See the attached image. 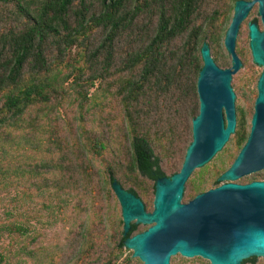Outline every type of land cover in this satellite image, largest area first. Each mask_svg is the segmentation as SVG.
<instances>
[{"label":"trees","instance_id":"trees-1","mask_svg":"<svg viewBox=\"0 0 264 264\" xmlns=\"http://www.w3.org/2000/svg\"><path fill=\"white\" fill-rule=\"evenodd\" d=\"M95 1L98 11L87 15L92 0H0V189L22 175L32 179L33 190L52 187L57 195L65 188L67 178L64 181L59 176L61 163L52 158L61 154L62 147L56 125L51 124L54 111L63 102H76L77 130L83 133L81 110L87 91L95 82L100 87L112 66L115 75L101 88V98L94 105L100 111L107 94L115 97L122 110L117 118L125 121L123 133L129 139V169L147 178L137 171L132 139H138L147 149V157L157 159L158 171L165 176L140 122L145 107H157L159 96L176 90L181 98L191 90L183 81L191 75L192 49L201 37V27L191 22L202 0ZM127 1L132 3L129 8ZM141 15L148 24L155 16L152 26L138 23ZM95 28L101 29L102 36L88 47L83 39ZM128 33L130 49L114 61L113 42ZM178 37H183L179 46L170 47ZM215 37L214 30L211 42ZM48 42L55 51L50 60L45 52ZM72 46L75 51L70 56ZM237 121L230 135L239 148L245 131ZM94 144L98 149L94 153L104 148L100 142ZM24 151L30 153L18 158ZM36 153L39 158L35 159ZM126 190L138 196L133 187ZM135 229L136 224H131L127 236ZM122 240L120 236L118 248ZM6 261L0 256V264Z\"/></svg>","mask_w":264,"mask_h":264},{"label":"rangeland","instance_id":"rangeland-1","mask_svg":"<svg viewBox=\"0 0 264 264\" xmlns=\"http://www.w3.org/2000/svg\"><path fill=\"white\" fill-rule=\"evenodd\" d=\"M131 4V1H127L126 7L129 8ZM232 4V0H202L191 22L194 27H201V37L192 49L194 61L191 75L183 81L184 87L191 85V90L181 98H177L176 90H170L168 96L156 99V108L145 107L142 114L141 129H147L149 144L165 176L179 169L186 145L191 139L190 120L198 106L195 73L201 65V43L208 45L210 55L219 67L230 64L222 39L232 15ZM97 11V2L92 0L87 15ZM253 16L250 14L241 21L235 36L234 51L244 62V67L231 76L233 90L237 89V80L242 72L256 73L259 70L252 63L248 49L246 23ZM154 21L155 16L150 18L148 24L141 15L138 23L152 26ZM214 30L216 37L211 42L210 35ZM101 36V29L95 28L83 42L88 47L95 46ZM129 39L128 33L114 40V61L130 49ZM182 40L183 37L174 39L170 47H178ZM47 46L45 52L50 60L55 56V51L50 42ZM74 51L72 46L68 54L72 56ZM108 70L101 86H96L95 82L87 91L88 98L83 101V133L79 134L77 130L79 112L76 102L70 105L63 102L54 111L51 124L56 125L62 147L61 154H54L52 158L61 163L59 176L64 181L67 178L65 188L57 195L53 194L52 187L33 190L32 179L22 175L12 185L0 189V256L5 257L6 264H141L131 256L130 249L117 246L121 236L120 208L108 176L118 181L123 189L133 187L138 196L141 195L142 198H139L146 211L151 210L153 180L129 169V139L123 133L125 121L117 118L122 111L117 99L107 94L104 109L97 111L94 105L101 98V88L110 83L115 75L113 66ZM246 130L244 128L245 133ZM96 142L104 145L98 153L93 152L98 150L95 148ZM237 149L230 135L218 152L191 171L183 184L180 202H186L195 194L218 185V175L230 163ZM29 153L24 151L17 157ZM34 158H39V154L36 153ZM146 227V224H136L132 234ZM168 264L209 263L200 257L175 254L169 258ZM242 264H264V258L256 256Z\"/></svg>","mask_w":264,"mask_h":264},{"label":"water","instance_id":"water-1","mask_svg":"<svg viewBox=\"0 0 264 264\" xmlns=\"http://www.w3.org/2000/svg\"><path fill=\"white\" fill-rule=\"evenodd\" d=\"M257 2L262 29L247 24L248 47L252 62L261 66L257 96L253 104L248 134L229 166L222 171L215 187L180 202L183 184L194 168L205 164L234 131V93L231 75L239 67L234 41L247 10ZM264 0H236L224 31L222 45L230 66L218 67L209 47H199L201 66L195 80L197 113L190 120L191 139L179 169L163 176L155 157H147L141 140L132 139L137 171L153 180L151 210L146 211L134 193L123 189L109 175L110 188L119 204L122 244L141 264H168L175 254L200 257L209 264H240L264 258V181L233 183L239 175L264 168ZM150 166L154 171H150ZM147 227L127 236L131 224ZM130 256V257H131Z\"/></svg>","mask_w":264,"mask_h":264},{"label":"flooded vegetation","instance_id":"flooded-vegetation-1","mask_svg":"<svg viewBox=\"0 0 264 264\" xmlns=\"http://www.w3.org/2000/svg\"><path fill=\"white\" fill-rule=\"evenodd\" d=\"M235 1L236 0L233 1V4H234ZM244 1H250V0H244ZM233 4H232V8H233ZM257 6H258V4L255 1L249 7V9L247 10L245 18L247 16H249L250 14H254V16L249 21H247L246 30H247V24L249 22H254L258 31H260L262 29L260 16L257 14ZM263 13H264V8H263ZM247 39H248V35H247ZM248 49H249V47H248ZM209 53H210V50H209ZM249 53H250V51H249ZM250 57H251V55H250ZM212 60H213V58H212ZM251 61H252V59H251ZM213 62L215 63V61H213ZM230 64H231V62H230ZM230 64H229V66H230ZM255 65L259 68V70L256 73H251L250 71L242 72L241 75L238 77V80H237V89L236 90L232 89L233 93H234V98H233L234 115H235L234 128L237 125V122H238L237 120H239L241 126L247 129L246 133H245L244 140L246 139V136L248 134V129H249V126H250V118H251V115L253 113V104H254V100H255V98L257 96L256 84H257V80H258V77H259L260 72H261V66L257 65V64H255ZM243 67H244V62L241 59H239V67H238V69L243 68ZM224 68H226V67H224ZM263 103H264V95H263ZM244 140H243V142H244ZM243 142H242V144H243ZM241 145L239 146V148L241 147ZM239 148L237 149V151L239 150ZM233 158H232V160H233ZM231 161H230V163H231ZM229 164L222 171H224L229 166ZM231 181L233 183H237V184H244V183H248V182H251V181H264V168H260V169H256V170H252V171L246 172L244 174L239 175L237 178H235L234 180H231Z\"/></svg>","mask_w":264,"mask_h":264}]
</instances>
